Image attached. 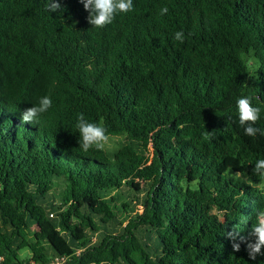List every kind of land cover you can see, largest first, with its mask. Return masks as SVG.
Instances as JSON below:
<instances>
[{
  "label": "trees",
  "instance_id": "obj_1",
  "mask_svg": "<svg viewBox=\"0 0 264 264\" xmlns=\"http://www.w3.org/2000/svg\"><path fill=\"white\" fill-rule=\"evenodd\" d=\"M54 2L0 0V264H264L228 237L264 209V0H133L102 29ZM80 114L130 142L84 152Z\"/></svg>",
  "mask_w": 264,
  "mask_h": 264
},
{
  "label": "clouds",
  "instance_id": "obj_2",
  "mask_svg": "<svg viewBox=\"0 0 264 264\" xmlns=\"http://www.w3.org/2000/svg\"><path fill=\"white\" fill-rule=\"evenodd\" d=\"M83 4L85 11L88 12L87 22L91 27L102 29L111 24L117 14L133 11V0H79ZM49 11L56 12L61 9L59 2L50 0ZM168 12L167 7L161 9V15ZM175 40L183 42L184 33L178 31L174 35ZM52 106V100L49 96H43L38 104L25 109L21 114L23 124H33L38 121V117L46 113ZM237 109L239 114V126L244 129V134L255 137L260 133V129L254 125L260 119L261 109L254 107L250 97H241L237 100ZM76 129L79 132V147L88 152L90 149L101 150L108 142L106 129L96 123L89 122L83 114L77 119ZM264 134V133H262ZM259 180L264 181V159H259L254 163L252 170ZM244 174L240 172L233 173L234 179L241 180ZM228 237L233 241V250L240 251L241 243L246 245V251L251 260H255L258 255H264V209L256 212L252 221L248 236H237L236 233H228ZM238 241V242H237Z\"/></svg>",
  "mask_w": 264,
  "mask_h": 264
},
{
  "label": "rangeland",
  "instance_id": "obj_3",
  "mask_svg": "<svg viewBox=\"0 0 264 264\" xmlns=\"http://www.w3.org/2000/svg\"><path fill=\"white\" fill-rule=\"evenodd\" d=\"M130 141L127 139V137L125 135L119 134V135H115V136H110L108 139V142L105 144L104 148L106 150H108L109 152L115 151L118 147L125 145L127 143H129ZM138 151H141L143 153H147L145 150H142L140 146H136ZM245 177H243V179L241 180H245ZM51 264H58V263H51Z\"/></svg>",
  "mask_w": 264,
  "mask_h": 264
}]
</instances>
